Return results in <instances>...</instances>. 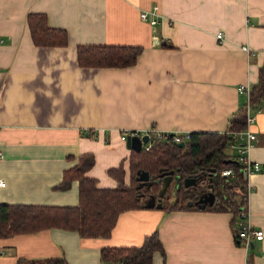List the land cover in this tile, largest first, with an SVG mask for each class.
Returning <instances> with one entry per match:
<instances>
[{
  "label": "crops",
  "instance_id": "0c3cea01",
  "mask_svg": "<svg viewBox=\"0 0 264 264\" xmlns=\"http://www.w3.org/2000/svg\"><path fill=\"white\" fill-rule=\"evenodd\" d=\"M153 5L150 24L139 13ZM28 13L45 14L68 43L34 44ZM79 44L141 52L130 66L85 67ZM263 62L264 0H0V203L76 205L78 179L57 186L87 153L94 164L85 175L97 187H115L108 169L120 165L128 185L134 149L121 134L225 130L247 102L239 85L255 84ZM249 128V158L262 169L245 175L247 220L264 231V105ZM225 150L236 154L230 141ZM154 230L164 254L155 251L152 264H264V236L245 246L232 210L198 206L123 211L107 237L60 227L0 237V264H100L102 246H137Z\"/></svg>",
  "mask_w": 264,
  "mask_h": 264
},
{
  "label": "trees",
  "instance_id": "16d2710c",
  "mask_svg": "<svg viewBox=\"0 0 264 264\" xmlns=\"http://www.w3.org/2000/svg\"><path fill=\"white\" fill-rule=\"evenodd\" d=\"M26 22L34 44L62 46L68 43L67 31L49 26L45 14L28 13ZM140 52L141 47L138 45L79 44L76 47L77 62L85 67L130 66L136 62ZM247 96L251 109L264 105V62L259 67L258 81L250 85ZM245 125L246 104H243L228 119L225 130L190 131L188 137L183 139L182 146L171 137L160 140L152 136L150 149L142 147L137 152L131 150L128 185L123 182L121 165L108 169V173L118 179V184L113 188L97 187L96 179L85 175L93 166L94 157L91 153L83 154L73 167L65 171L63 180L57 186L65 188L69 186L71 180L78 179V203L72 206L0 203V237L51 227L76 230L81 237H107L121 212L144 207L143 197L140 195L145 194L143 192L149 191L150 188L143 189L138 186L139 182L136 179L138 169L147 170L151 179L159 175L160 168L173 170L175 175L183 179L193 174L195 169L214 168L216 180L213 181V191L218 201L205 207L232 210L235 238L243 244L238 221L240 207L247 205L249 191L247 177L243 172L244 166L236 162L235 155L228 154L225 149L228 142L233 139L229 132L244 128ZM225 167H232L234 173L225 175L223 173ZM158 187L159 185L153 184L152 192L157 191ZM172 189L175 200L168 202L165 208L196 206L187 205L188 199H197L195 190L183 186L181 181L176 187H169L167 191L171 193ZM155 251L164 254L157 230L146 235L137 246H102L100 264H152ZM45 262L67 264L64 258L48 259Z\"/></svg>",
  "mask_w": 264,
  "mask_h": 264
},
{
  "label": "built area",
  "instance_id": "2783aa9c",
  "mask_svg": "<svg viewBox=\"0 0 264 264\" xmlns=\"http://www.w3.org/2000/svg\"><path fill=\"white\" fill-rule=\"evenodd\" d=\"M140 18L143 20L148 21L150 24H155L157 22V16L159 15V12L157 11V6L153 5L150 10H143L139 13ZM216 37L218 39H221V33H216ZM245 50H248L246 46L242 47ZM250 85L247 84H240L239 89L242 91H246L248 93ZM248 97V96H247ZM261 110V107H258L255 111L254 109H251L248 104V98L246 103V125L244 128H241L239 130L231 131L229 134L232 136V140L230 141L231 146L235 148V161L242 164L244 166L243 172L245 174H249L254 171H259L262 169L261 165L256 162L252 161L249 158V149L253 145L254 141L256 140L255 133L249 128V125L254 121L255 119V113L259 112ZM136 132L129 131L128 134H134ZM145 133H148V141L146 143H143L142 145L146 150L150 149L152 147V139L151 137H156L160 140H167L171 137V139L175 142L183 141L184 138H187L189 135L188 131L184 132H177V131H163V130H157V129H151ZM127 134V135H128ZM183 134V136L181 135ZM126 133L121 134V139L126 138ZM1 153V152H0ZM198 171V170H197ZM206 171V170H205ZM208 172V171H206ZM195 173V172H194ZM193 173V174H194ZM223 173L225 175H232L234 173V170L232 167H225L223 169ZM5 181L0 178V186H4ZM174 192V190L172 189ZM239 217L240 220L238 221L239 226V235L243 239V244L245 246H249V244L252 243L253 239H262L264 236L263 229L255 228L253 227L250 222L247 220L248 218V209L247 205L246 207L242 206L240 207L239 211ZM3 252L2 249H0V253Z\"/></svg>",
  "mask_w": 264,
  "mask_h": 264
},
{
  "label": "water",
  "instance_id": "95a60500",
  "mask_svg": "<svg viewBox=\"0 0 264 264\" xmlns=\"http://www.w3.org/2000/svg\"><path fill=\"white\" fill-rule=\"evenodd\" d=\"M148 133H134V134H128L126 136V145L136 151H139L142 147L143 143H146L148 141ZM184 144L183 141L178 142L179 146H182ZM208 172H206V171ZM195 173L191 176H185L183 179L179 175H174L173 170H166L164 168H160L159 175L151 179L150 175L147 170H137L136 179L139 181L138 186L145 188H149V195L148 198L149 201H145L143 203L144 207H157V208H164L166 207V204L163 203L164 197H167L168 194H166V191L169 187H176L179 184V181L182 182L183 186L188 187L192 190H198L202 193L197 196V200L193 202L192 200L187 201V205L195 204L196 206L200 208H204L207 204L211 205L215 201H218V199L215 197V192L213 191V185L216 180V174L215 169L211 168L209 169H195ZM244 175L245 172H244ZM201 183H198V181L203 180ZM198 183V184H197ZM153 184L159 185L156 193H153V189L151 186ZM207 188H211V190H207ZM206 189V190H205Z\"/></svg>",
  "mask_w": 264,
  "mask_h": 264
},
{
  "label": "flooded vegetation",
  "instance_id": "af4514ba",
  "mask_svg": "<svg viewBox=\"0 0 264 264\" xmlns=\"http://www.w3.org/2000/svg\"><path fill=\"white\" fill-rule=\"evenodd\" d=\"M204 181V178H203V180H200V181H198V183H201V182H203ZM139 182V181H138ZM197 183V184H198ZM152 187V186H151ZM142 188L143 189H145V187L144 186H142ZM150 188V187H149ZM148 188V189H149ZM206 190V189H205ZM143 193H145V194H142V195H140L141 197H143V201L145 202V201H149L150 199L148 198V195H149V191L147 190V191H144ZM153 193H156V191L155 192H153ZM202 193V190L201 191H198V190H196L195 191V195H197V196H199L200 194ZM166 194H168V196L167 197H164V199H163V203H165V204H167L168 202H170L171 203V200L169 199L170 197H171V195H173V201L175 200L174 199V192L172 191L171 193H169L168 191H166ZM194 195V196H195ZM190 200H192L193 202H195L197 199H188L187 201H190Z\"/></svg>",
  "mask_w": 264,
  "mask_h": 264
},
{
  "label": "rangeland",
  "instance_id": "374dc122",
  "mask_svg": "<svg viewBox=\"0 0 264 264\" xmlns=\"http://www.w3.org/2000/svg\"><path fill=\"white\" fill-rule=\"evenodd\" d=\"M171 200V202L173 201V195H171V197L169 198Z\"/></svg>",
  "mask_w": 264,
  "mask_h": 264
}]
</instances>
